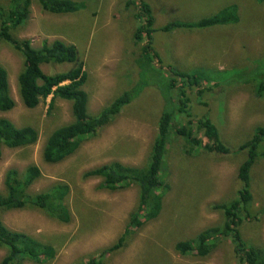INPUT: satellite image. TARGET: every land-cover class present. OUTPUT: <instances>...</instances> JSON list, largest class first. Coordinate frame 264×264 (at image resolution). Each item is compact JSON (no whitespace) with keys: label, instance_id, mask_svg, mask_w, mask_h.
<instances>
[{"label":"rangeland","instance_id":"rangeland-1","mask_svg":"<svg viewBox=\"0 0 264 264\" xmlns=\"http://www.w3.org/2000/svg\"><path fill=\"white\" fill-rule=\"evenodd\" d=\"M9 0H0L6 8ZM78 10L70 14L43 11L34 0L21 28L14 32L34 48L55 40L74 45L81 56L88 79V112L95 115L115 95L138 81L134 59L139 56L133 32L137 26L135 7L130 0H69ZM155 17L152 47L168 78L169 68L203 79L204 92L189 93L188 114L194 119L206 117L215 124L220 140L229 154L207 153L202 149L192 155L183 150L184 139L174 135L185 116L175 113L164 155V178L168 184L160 215L127 237L122 249L107 254L103 264H240L229 238L216 240L211 253L199 258L180 255L174 250L178 241L195 237L203 229L220 225L223 215L212 208L238 199L242 184L236 174L246 160V151L236 147L252 138L255 127L264 126V93L256 91L264 83V0H146ZM127 3V4H126ZM235 5L238 19L207 28H159L169 22L196 23L201 18ZM129 6V7H127ZM23 59L6 43H0V65L8 74L10 93L15 106L0 117L16 127L33 126L38 132L35 144L20 148H2L0 157V191L9 169L23 171L36 165L41 175L30 186L37 194L51 186L69 188L65 203L71 213L68 223H60L37 210H12L0 213L11 230L26 233L50 243L56 255L44 264H76L97 257L99 250L115 244L125 231L129 215L137 204V187L107 191L101 179L83 174L105 164L118 162L143 166L149 158L157 134V122L163 109L156 87H147L114 120L83 140L77 151L57 164L45 163L42 151L46 139L57 127L72 120L71 107L50 97L34 109H26L18 95L17 75ZM70 63L47 64V74L67 71ZM155 85L151 76H145ZM175 83L179 80L174 77ZM216 84V85H215ZM175 95V91L173 92ZM197 117V118H195ZM260 151H264V143ZM249 190L252 200L248 216L242 213L240 234L255 247H264V158L258 156L250 170ZM245 217V218H244ZM5 250L0 249V264ZM23 264H34L24 261Z\"/></svg>","mask_w":264,"mask_h":264},{"label":"trees","instance_id":"trees-1","mask_svg":"<svg viewBox=\"0 0 264 264\" xmlns=\"http://www.w3.org/2000/svg\"><path fill=\"white\" fill-rule=\"evenodd\" d=\"M34 0H9L6 8L0 6V43H6L12 50L21 55L22 69L17 75L19 98L26 109H34L40 101L50 97L49 107L56 99L66 101L71 107L72 120L53 130L43 147L42 158L45 163L57 164L73 155L83 140L95 136L97 131L109 125L114 118L133 99L147 87H157L162 98L163 107L157 122V134L151 145L149 158L145 165L128 166L118 162L105 164L83 174L84 178L101 179L100 188L107 191L137 187V204L129 215L128 223L117 242L103 248L97 257L91 256L85 262L76 264H103L107 254L114 253L124 247L127 237L141 228L145 223L157 218L162 210V199L168 184L164 178V155L171 127L173 129L175 113L185 116V122L178 124L174 135L184 139L183 150L192 155L197 149L207 153L229 154L230 150L220 140L215 124L206 117L194 119L187 112L190 103L189 93L202 94L203 79L169 68L171 74L166 78L157 53L152 47V34L155 17L150 4L146 0H130L128 4L135 7L137 26L132 34L134 43L140 44V54L134 59L138 81L115 95L99 112L92 115L88 112V94L84 85L88 75L84 70L81 56L74 45H67L55 40L43 42L40 48H34L26 39H18L14 32L23 26ZM41 9L51 14H70L78 10L77 5L69 0H35ZM127 4V3H126ZM129 7V6H127ZM238 19L235 5L225 6L219 13L201 18L196 23L169 22L159 28L162 32L174 29L207 28L236 22ZM70 63L67 71L47 74L42 66L47 64ZM264 75V74H263ZM151 76L155 85H149ZM179 80L175 83L173 78ZM203 82V83H202ZM264 83V81H262ZM216 85V84H215ZM175 91V95L173 92ZM264 93L261 84L256 91L258 97ZM15 106L10 93L8 74L0 65V113L8 112ZM38 132L33 126L16 127L9 119L0 117V157L2 148H20L36 143ZM264 143V126L255 127L252 138L236 147L235 151H246V160L238 167L236 177L242 184L238 199L232 203L215 204L213 209L223 215L220 225L203 229L195 237L178 241L174 250L180 255H192L199 258L208 256L215 248L216 240L229 238L235 257L240 264H264V247L248 245L241 237L240 224L242 213L248 216V205L252 200L249 190L250 170L258 156L264 158L260 151ZM197 147V148H196ZM196 148V149H195ZM165 163V161H164ZM41 172L36 165H29L23 171L9 169L4 175V191H0V213L12 210H37L60 223H68L71 213L65 203L69 188L65 184L51 186L37 194L29 192L30 186L40 177ZM244 217V218H245ZM0 249L5 250L1 264H23L29 261L44 264L54 259L56 248L19 231L9 229L0 218Z\"/></svg>","mask_w":264,"mask_h":264}]
</instances>
